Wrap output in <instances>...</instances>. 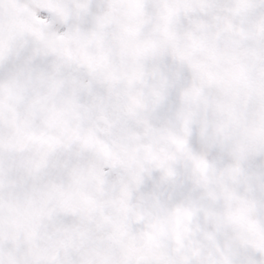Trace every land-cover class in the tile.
I'll return each instance as SVG.
<instances>
[{
    "label": "snow or ice",
    "instance_id": "obj_1",
    "mask_svg": "<svg viewBox=\"0 0 264 264\" xmlns=\"http://www.w3.org/2000/svg\"><path fill=\"white\" fill-rule=\"evenodd\" d=\"M0 264H264V0H0Z\"/></svg>",
    "mask_w": 264,
    "mask_h": 264
}]
</instances>
